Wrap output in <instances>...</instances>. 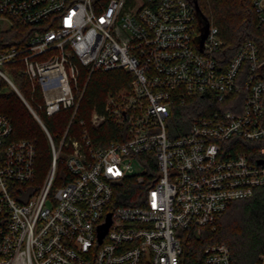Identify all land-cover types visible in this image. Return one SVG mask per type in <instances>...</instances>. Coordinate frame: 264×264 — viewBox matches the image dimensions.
I'll use <instances>...</instances> for the list:
<instances>
[{"label":"built area","instance_id":"1","mask_svg":"<svg viewBox=\"0 0 264 264\" xmlns=\"http://www.w3.org/2000/svg\"><path fill=\"white\" fill-rule=\"evenodd\" d=\"M253 4L264 23V0ZM0 20L30 27L23 46L0 49V75L52 152L41 178L34 143L12 139L0 114V264H186L179 229L215 227L264 185V45L247 39L231 57L210 23L200 50L194 0H0ZM17 60L44 102L11 79ZM115 68L129 84L89 119L113 127L69 135L85 70ZM188 108L200 113L187 124ZM40 110L71 111L60 143ZM201 264H234L229 246L209 244Z\"/></svg>","mask_w":264,"mask_h":264},{"label":"trees","instance_id":"2","mask_svg":"<svg viewBox=\"0 0 264 264\" xmlns=\"http://www.w3.org/2000/svg\"><path fill=\"white\" fill-rule=\"evenodd\" d=\"M201 12L209 23L219 27L225 40V50L232 57L247 39H253L264 45V23H260L253 0H198ZM199 22V18L197 16ZM30 37V27L16 21L8 28L0 27V49L23 46ZM4 68L22 94L34 105L44 102L40 88H34L25 73L22 60L5 64ZM132 76L122 68L96 70L91 75L85 70L80 80V90L85 89L76 119L69 135H79L87 128L91 135L104 134L113 127L107 124L102 130L90 126L89 119L94 109L102 111L109 92L117 91L129 84ZM42 119L57 143L65 134L71 119V111L63 110L52 116L40 110ZM197 108H188L181 120L188 124L199 114ZM0 114L7 115L13 125L12 139H28L37 149V168L42 178L50 166L52 152L45 130L29 110L18 92L0 75ZM85 124H80V120ZM105 135V134H104ZM65 169L62 160L58 171ZM60 184V182H57ZM122 204H133L121 201ZM0 217V226L4 224ZM182 238L186 264H201L204 249L209 244L225 243L229 246L234 264H264V185L260 186L253 197L233 201L217 225L205 226L200 231L194 227L179 229Z\"/></svg>","mask_w":264,"mask_h":264},{"label":"water","instance_id":"3","mask_svg":"<svg viewBox=\"0 0 264 264\" xmlns=\"http://www.w3.org/2000/svg\"><path fill=\"white\" fill-rule=\"evenodd\" d=\"M194 3H195L196 13H197V16L199 18L200 31H201V36L199 37L198 46H199L200 50H203V44H204V41L208 35L210 23H209V20L207 19V17L202 14L200 6L198 4V0H194ZM110 223H111V221H109L106 224V228L110 225Z\"/></svg>","mask_w":264,"mask_h":264},{"label":"rangeland","instance_id":"4","mask_svg":"<svg viewBox=\"0 0 264 264\" xmlns=\"http://www.w3.org/2000/svg\"><path fill=\"white\" fill-rule=\"evenodd\" d=\"M11 24L5 20H0V27H2L3 29H6L8 27H10Z\"/></svg>","mask_w":264,"mask_h":264}]
</instances>
